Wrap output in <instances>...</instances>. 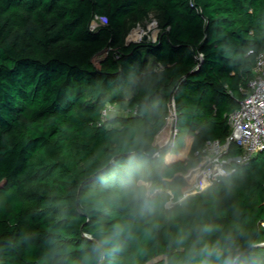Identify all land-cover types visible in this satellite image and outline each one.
<instances>
[{"label":"trees","instance_id":"trees-1","mask_svg":"<svg viewBox=\"0 0 264 264\" xmlns=\"http://www.w3.org/2000/svg\"><path fill=\"white\" fill-rule=\"evenodd\" d=\"M260 50L264 0H0V264H264V149L184 195Z\"/></svg>","mask_w":264,"mask_h":264},{"label":"built area","instance_id":"built-area-1","mask_svg":"<svg viewBox=\"0 0 264 264\" xmlns=\"http://www.w3.org/2000/svg\"><path fill=\"white\" fill-rule=\"evenodd\" d=\"M202 54L198 53V57ZM110 105L103 111L107 114ZM228 133L224 141L208 140L200 149L201 163L193 182L184 193L193 194L219 181L231 171V167L247 163L258 151L264 149V50L256 56L252 75L245 95L237 109L228 115ZM231 144L240 148L236 154L229 153Z\"/></svg>","mask_w":264,"mask_h":264},{"label":"rangeland","instance_id":"rangeland-1","mask_svg":"<svg viewBox=\"0 0 264 264\" xmlns=\"http://www.w3.org/2000/svg\"><path fill=\"white\" fill-rule=\"evenodd\" d=\"M105 24V20L100 17H94L89 27L96 29L98 26ZM161 31L160 16L156 12H149L146 16L141 19L131 17L126 23L125 40L128 41H139V40H155L159 32ZM144 36H147L144 39ZM128 110L117 106L109 107L107 115H113L116 113L124 114Z\"/></svg>","mask_w":264,"mask_h":264},{"label":"clouds","instance_id":"clouds-1","mask_svg":"<svg viewBox=\"0 0 264 264\" xmlns=\"http://www.w3.org/2000/svg\"><path fill=\"white\" fill-rule=\"evenodd\" d=\"M211 229L205 228L204 231H210ZM182 242V241H181ZM93 251L97 256L102 259V246L97 244ZM188 264H192L193 261L196 264H235V261L231 255V250L227 247L221 246L218 242L215 244L204 243L199 249L193 247L189 249L187 253Z\"/></svg>","mask_w":264,"mask_h":264},{"label":"water","instance_id":"water-1","mask_svg":"<svg viewBox=\"0 0 264 264\" xmlns=\"http://www.w3.org/2000/svg\"><path fill=\"white\" fill-rule=\"evenodd\" d=\"M147 36H144V39H146ZM172 128H173V125H172ZM261 151V150H260Z\"/></svg>","mask_w":264,"mask_h":264}]
</instances>
